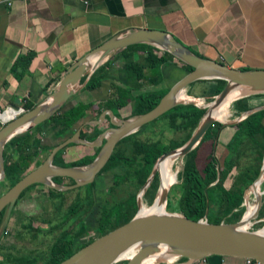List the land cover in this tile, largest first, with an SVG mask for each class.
Here are the masks:
<instances>
[{"label": "crops", "instance_id": "obj_1", "mask_svg": "<svg viewBox=\"0 0 264 264\" xmlns=\"http://www.w3.org/2000/svg\"><path fill=\"white\" fill-rule=\"evenodd\" d=\"M135 29L164 31L195 55L240 71L264 70V0H0V114L12 111L13 106L22 114L26 112V105L34 108L41 104L79 59L111 38ZM28 54L32 59L27 68H19L13 73L17 59ZM162 54L160 50L150 52L143 45L120 50L99 66L106 65L102 72L105 78L99 81L98 87L87 89L88 81L84 85L80 82L78 90L59 110L68 111L79 104L91 106L87 117L76 124L72 136L83 130L94 142L112 127L108 111L115 121L130 120L139 116L134 115L135 101L139 97L153 99L165 95L188 71L176 59L167 58L161 64L156 63L154 56L158 58ZM115 87L128 92V103L123 108L114 106L111 110L107 103L117 99L113 94ZM216 90L214 80H199L185 88L183 95L187 100L203 101L214 98ZM243 98L248 111L237 116V108L233 106V115L238 122L227 126L221 124L223 128L214 142L225 150L235 125L264 110V94ZM97 113L98 118L92 119ZM101 114L105 117L99 124H90L99 120ZM5 121L0 117V129ZM150 128L144 131L140 128L130 135H135V141L147 142L140 136ZM50 132H53L52 126L45 124L40 135ZM54 139L56 143L46 147L63 142ZM119 142L113 152L128 154L130 141ZM89 148L75 144L65 151L63 161H73L88 153ZM227 154L223 161L229 159ZM168 213L180 214L179 211ZM153 264L247 262L243 258L213 255L196 262L182 258Z\"/></svg>", "mask_w": 264, "mask_h": 264}, {"label": "water", "instance_id": "obj_2", "mask_svg": "<svg viewBox=\"0 0 264 264\" xmlns=\"http://www.w3.org/2000/svg\"><path fill=\"white\" fill-rule=\"evenodd\" d=\"M133 45H149L162 52H167L179 62L191 67L192 70L179 80L149 112L130 120L115 121L113 114L108 111L112 127L105 130L94 142L81 139L77 131L73 136L55 146L39 167L24 174L17 183L0 196V212L6 209L0 225V238L18 198L26 189L39 184L62 192L92 184L109 161L120 140L158 119L177 105L190 104L201 108L195 102L196 100L178 99L190 84L199 80H224L227 84L222 91L214 97L213 102L203 106L206 112L189 140L181 148L168 151L155 162L149 178L137 195V212L134 217L127 223L94 239L59 264H116L123 259L121 256L131 248L136 250V254L127 260L126 264H153L157 261L165 263L182 258L196 262L213 255L250 259L264 264V235L258 231L235 229L240 221L234 224H211L208 223L206 216L198 221H192L182 214L168 213L166 210L163 213L139 214L140 200L145 189L150 186L157 175V164L169 157L184 158L194 150L207 130L214 125L215 121H218L214 119L213 111L233 90H244V94L236 100L252 94H264V70L240 71L215 60L201 58L164 31L135 29L117 35L71 66L57 89L44 102L22 114H19L18 107L13 106V117L5 121L0 129V182L5 178L3 151L6 143L12 137L32 129L55 115L78 90L83 77L85 78L84 85L112 54ZM92 57H97L98 61L102 60V62L93 66L89 64ZM104 117L105 114H101L99 120L90 122V124L97 125ZM237 122L236 120L233 124ZM70 144L99 148L100 151L93 162L87 166L70 168L54 166L52 161L56 153ZM263 164L264 156L259 174L251 187L261 178L264 171ZM53 178L70 179L73 185L67 187L58 185L52 181ZM169 189L160 194L157 193L152 205L159 199L160 203H164L166 207ZM256 202L258 214L262 205L261 196ZM164 255L171 259H166Z\"/></svg>", "mask_w": 264, "mask_h": 264}, {"label": "trees", "instance_id": "obj_3", "mask_svg": "<svg viewBox=\"0 0 264 264\" xmlns=\"http://www.w3.org/2000/svg\"><path fill=\"white\" fill-rule=\"evenodd\" d=\"M137 46L141 45H133L125 49H131ZM143 46H146L150 52H159L158 49L152 46ZM125 49H122L121 51ZM167 58L175 59L167 52H163L162 56L158 58L154 56L155 62L158 64L165 62ZM31 59V54L19 57L12 67V72L16 73L19 68L26 69L30 64ZM180 63L185 69H187L188 72L192 70V68L188 65L182 62ZM105 67L106 65L103 67L101 66L93 73L86 85L87 89H94L98 87L99 81L105 78V73H102L104 72ZM84 80L85 78H82L80 82L82 83ZM214 81L217 84L215 95H218L227 82L224 80ZM113 94L114 96H117V99H110L107 103V107L113 110L114 106L123 108L127 105L128 98H126V96L128 92L115 87ZM163 96V94L157 95L153 99H146L144 96L139 97L135 101L136 108L134 115H142L149 112L158 104L159 100ZM245 101V98H242L233 103V106L237 108V116H240L248 111L247 105H244ZM30 109H32V106L26 105L25 111ZM90 109V105L79 104L68 111H58L45 122L34 126L32 129L20 135L12 137L6 143L3 151L5 179L10 182V187L17 183L24 174L39 167L54 148V146L46 147L41 144L42 135H40V133H42V129L45 124L52 126L54 138L64 141L72 136L75 132L76 124L87 117L88 113L91 111ZM205 112L206 109L198 108L194 105L180 104L160 116L158 119L144 125L140 130L144 131L149 127L159 125L163 121L164 127L172 130L173 132L186 131L187 142L200 124ZM98 116L99 113L94 115L92 119H97ZM263 117L264 110L247 116L244 120L235 125V132L230 142L226 145L228 155H232V153H235L237 149H240L243 141H247L250 145L261 149V153L257 158L256 168L254 170H247V174L244 176L245 178H239L235 183L234 189L231 190H226L223 182V167L226 168L230 165L229 159L224 160L223 167H220L218 159L215 156L214 149V142L218 139V131L222 129L223 126L221 124H217L216 128L215 126H212L207 130L197 147L184 157L185 168L183 177L181 176V183L179 185L172 186V188L177 186L181 189L179 197L180 214L192 221H198L206 216L208 223L220 224L222 222L220 219L214 217L213 221H210L212 216H210L209 213L207 214V199L209 200V198H211L216 206H223V216L229 217V221H227V223H235L239 221L244 212V208L241 207L243 202V190L249 187L259 174L262 152L264 150V125L261 123ZM86 128L90 127L87 126ZM80 138L83 140L85 139L88 142H92L94 140L87 134L83 133V130L80 131ZM134 138L135 135L123 138L119 143L123 141H130L131 144L127 149L129 153L120 154L117 151L113 152L109 161L100 172L103 173L112 169L123 171L122 173L117 172L112 176V182L116 186L129 184L138 189L142 188L149 178L157 159L171 150L166 142L160 139L148 143L135 141L133 140ZM74 145L75 144H70L57 152L53 158L52 164L54 166L64 168L87 166L93 162L100 151L99 148H89L88 153L77 157L75 160L70 162L63 161V154L65 151ZM207 146H210V150L207 154V158L204 160L205 153L204 155H201V152L203 149H207ZM200 157H203L202 169L199 166ZM63 179L64 178H53L52 181L61 185L63 183ZM68 180L69 186L73 185V181L70 179ZM157 182L158 180L156 175L144 193L143 198L149 200V202H152L154 199ZM94 185V182L87 185L89 193L91 194ZM33 187L45 189L47 195L55 202V204H57V208H60L59 205H61L62 192L39 184L26 189L18 198L16 205ZM1 195L2 193L0 196ZM92 206L93 200L90 205H87L85 201L80 199L75 201V203L64 212L60 222L56 226H51L47 229V232L49 233H53L55 229L60 230V234L50 246L48 255L41 256L43 264H59L87 244L91 243L94 239L127 223L137 212L136 194H132L125 200L110 207L104 206L101 208L98 218V228L95 231L97 233L96 237H93L89 232L92 230H84V222L88 214L91 213ZM263 207L264 204H262V209L259 212L260 217L264 216ZM5 212L6 209L0 212V225L3 222ZM23 227L30 233L36 232V230L31 227L30 223ZM5 232L6 229L4 233ZM4 233L2 237L5 235ZM83 234L88 236L87 241L79 246H76L73 241V236H81ZM25 259L26 258H24V264H34L37 261L36 259H26L25 262Z\"/></svg>", "mask_w": 264, "mask_h": 264}, {"label": "rangeland", "instance_id": "obj_4", "mask_svg": "<svg viewBox=\"0 0 264 264\" xmlns=\"http://www.w3.org/2000/svg\"><path fill=\"white\" fill-rule=\"evenodd\" d=\"M213 99L214 98L195 102L199 104L201 108H203V106H207L209 103L213 102ZM234 102H232L229 106V116L227 121L223 123L222 121H215L213 125L215 126V128L217 124H224L225 126H227L226 124H231L232 122L238 119L235 118L233 115L232 104ZM261 123L264 125V117L262 118ZM186 136V131L173 132L172 130L165 128L162 121L159 125L152 126L148 132L141 135L140 139L147 142H154L160 139L165 141L166 144L171 148V150H174L181 148L186 143ZM42 138V146H47L56 143L52 132H50L49 135H43ZM207 147V149H203V151L201 152V155H204L205 153L204 160L207 158V154L210 150V146ZM214 149L219 162V166L223 167V159L226 156L227 152L220 145L217 146V144L214 146ZM260 153L261 149L250 145L249 143H247V141H243L241 143L240 149H237L235 153H232V155H230V165L226 168L223 167V182L225 188H228L229 190L234 189L236 181L241 177L245 178L244 176L245 174H247V170L249 169V167L257 166V158ZM263 156L264 150L262 152V160ZM202 158L203 157L199 158V166L201 169ZM262 160L260 164V169L262 165ZM177 164L178 167L176 169H178L179 172L177 182L173 184L174 186L179 185L181 183V178L183 177V172L185 168V159L177 158ZM117 172L122 173L123 171H119L118 169H112L103 173H99L94 179L95 185L92 190V194L89 193V189L87 188V186L62 191L61 205H59L60 208H57V204H55V202L51 200V198L47 195L45 189L39 187L31 188L21 199V201L14 207L10 216V220L6 226V232L4 233L5 235L3 237L1 236L0 238V264H24V258L28 260L36 259L37 261L34 264H43L41 256L48 255L50 246L54 243L55 239L60 234V230L55 229L53 233H49L47 232V229L51 226H56L60 222L64 212L72 204H74L75 201L79 199L85 201L87 205H90L93 200L92 211L90 214H88L84 222V230H92L89 232L92 234L93 237H96L97 233L95 231L98 228V218L101 208H103L104 206L110 207L118 202L125 200L132 194H136L137 198V195L141 190V188L138 189L135 186H131L129 184H121L119 186L114 185L112 182V176ZM157 180V189L154 199L156 198L159 189L158 176ZM251 185L243 190L244 200L243 204H241V207H244V212L239 221H243L244 213L247 210V206L255 205L254 196L252 195V193L248 194V192H250V189L252 188ZM61 186H69V180L67 178H64ZM172 186L169 189L171 191H169L167 195L166 207L164 205L160 213H163L165 210L179 211L180 209L179 197L181 189L177 186L172 188ZM9 188L10 182L4 178V180L0 182V194L5 193ZM147 189H145L144 193ZM261 189L262 194L260 196L264 204V183L261 186ZM143 196L140 200L141 204L150 207L154 199L152 202H149V200H146L145 198H143ZM209 200L207 199V214L209 213V215L212 216V218H210V221H213L215 217L217 219H220L222 221L221 223L223 224H234L227 223V221H229V217L223 216V206H216L214 204V201L211 200V198H209ZM261 209L262 207L260 208V210ZM257 211L258 208L256 207V209L253 211V213H251L248 218V220L252 221V225L248 230L250 232L259 231L264 228V216L260 217L259 212L257 214ZM28 223H30L31 227H33L36 232L30 233L23 227L26 226ZM73 237V241L76 246L85 243V241H87L88 239V236L85 234L81 236L75 235ZM124 262L126 263V261Z\"/></svg>", "mask_w": 264, "mask_h": 264}, {"label": "bare ground", "instance_id": "obj_5", "mask_svg": "<svg viewBox=\"0 0 264 264\" xmlns=\"http://www.w3.org/2000/svg\"><path fill=\"white\" fill-rule=\"evenodd\" d=\"M102 60L98 61L97 57H92L90 59L91 65L95 66L97 64H100ZM244 94V90L242 89H236L233 90L226 99L215 109L213 117L215 120L225 122L228 119L229 116V106L230 104L236 100L237 98L241 97ZM179 100H187V98L180 94L178 97ZM14 115V112L7 111L4 114H1L0 117L3 120H8L12 118ZM177 158L178 157H169L161 162H159L156 166L157 176L159 177V189L158 194L162 193L163 191H166L168 188H170L173 184L177 182L178 179V172L179 170L176 169L178 167L177 164ZM264 165V164H263ZM264 183V171L261 176V178L255 182L253 187L250 189V192L248 194L252 193V195L255 198V205L247 206V210L244 213L243 221L240 220L239 224L236 226L235 229L246 231L249 230L250 226L252 225V221L248 220L249 216L257 207V198L260 197L262 194L261 186ZM264 194V193H263ZM164 203H160V200L158 199L153 206L147 207L145 205L140 206V212L139 214H147V213H160L163 209ZM261 235H264V228L258 231ZM136 254V250L134 248L129 249L126 251L121 257L123 258L121 261H127L132 256ZM166 259H171V257H168L167 255H164ZM119 261V262H121Z\"/></svg>", "mask_w": 264, "mask_h": 264}, {"label": "built area", "instance_id": "obj_6", "mask_svg": "<svg viewBox=\"0 0 264 264\" xmlns=\"http://www.w3.org/2000/svg\"><path fill=\"white\" fill-rule=\"evenodd\" d=\"M7 5H10V3H7ZM20 114V113H19ZM1 115V114H0ZM17 116V115H16ZM246 262H247V264H259V263H257V262H255V261H253V260H250V259H246Z\"/></svg>", "mask_w": 264, "mask_h": 264}]
</instances>
